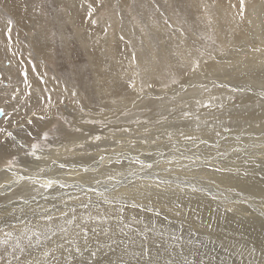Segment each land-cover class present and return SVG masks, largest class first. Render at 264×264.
Returning <instances> with one entry per match:
<instances>
[{
	"label": "snow or ice",
	"instance_id": "6c2138e0",
	"mask_svg": "<svg viewBox=\"0 0 264 264\" xmlns=\"http://www.w3.org/2000/svg\"><path fill=\"white\" fill-rule=\"evenodd\" d=\"M23 9L27 13L31 10L33 16L38 17L44 21L41 25V29L46 33L50 32V37L46 36V40L50 39L55 42L59 39L60 44L63 45L67 42V38L64 35V29L67 26L69 19L72 18L73 11L84 10V15L81 23L87 22L90 26L97 25L100 22L98 13L105 8L104 0H23ZM118 7V5L116 6ZM130 8H135V5H130ZM155 9L161 17H163L164 25L168 29H172V36L177 39V51L174 53L176 60V66L174 70L169 68L166 72L157 73L156 67L159 66L161 57L159 54L152 58V61L148 65L142 66L138 61V56L135 50H133L127 57L128 67L124 68L119 74V78L123 80V93L116 92L111 95L113 98L108 103H101L99 106L97 118H91L86 121L89 124H99L102 129H106L108 135L102 136L96 134L90 136L89 139L94 141H101L102 139H111L113 144L120 149L128 148L134 149L137 144L141 146L155 147V155L160 157V160L152 162H146L140 158V155L132 156L124 151H116L113 149V155L116 156V162L121 160H128L131 165H139V171L144 172L141 179H150L151 173L145 172V169L151 170L156 164L161 161L166 164H172L176 161V156L179 155L182 160H190L192 163H196L200 156L196 155L195 150L199 149L201 145L219 149L218 143H209V138H202L207 132L211 131L215 137L221 138V132L217 128L222 129L224 132H230L231 129L224 126L221 116H211L210 118H202L200 115L201 109H218L223 110L226 108V103L223 100H219L217 97H209L206 101L202 99H196L195 110L191 106L185 103L182 92H187L188 84L185 81H190L195 75L203 73L208 75V69H213L216 72L221 70H236L241 68L248 69V61L250 57L247 52L262 53L264 54V20L260 21V33L256 35L254 30L250 33L237 32V29L241 24H247L250 29H253L254 20L249 19L246 15L247 5L246 0H238L237 4H231L230 7L236 9V12L232 15V22L235 27L232 30V39L227 42H221L217 45L216 40L212 36H207L208 44H201L199 47L193 45L184 47L186 41L184 40L185 29L174 27L171 21V17L167 16L164 12H159L160 5L154 4ZM180 7L179 0H176V8ZM203 15L206 23L211 27L213 21L210 15V6L203 4ZM175 11V10H174ZM122 18V16H121ZM135 19V17H133ZM151 19V18H150ZM0 20H4L6 29L4 31V40L6 51L12 50L13 42V28L15 21L6 11L0 10ZM111 27L109 22L106 27L102 29L105 35H107L108 29ZM147 27V25H145ZM144 29H141L143 33ZM119 41H125V35L121 34L118 37ZM239 39V43L237 40ZM259 41L260 46H257ZM19 43V41H17ZM99 43V41H96ZM140 43L143 45L144 41ZM132 41L128 40L127 45L131 46ZM247 49V52H245ZM245 52L243 60H236L233 63V53ZM16 55L15 52L12 53ZM31 56V52L29 53ZM254 62V57L251 58ZM21 66L23 61L20 62ZM262 68V79L260 87L262 89L260 95L264 98V60L260 61ZM23 83L27 87H31L28 83V72L23 70L21 72ZM176 86H179V91L176 90ZM195 87V85H191ZM157 87L159 91L157 92ZM200 87L208 92L209 90L201 84ZM224 87V85H219ZM19 88L10 93V100H18L17 93ZM65 91H68L65 88ZM245 91H252L251 87H234L231 88L232 93H244ZM171 93V95H169ZM30 96V93H26ZM78 93L75 90L71 91L73 98L77 97ZM103 90L101 96H103ZM235 96H228V101H234ZM219 100V102H217ZM62 102V101H61ZM5 107H0V117H4L5 122L8 124L23 129L25 123L32 125L34 118L39 120L46 119L47 112L51 110L52 101L51 97H48V102L43 108L39 109L38 116L37 111H32L31 115L26 117L23 123H19L11 120L13 113L18 111L17 107H13L12 112L6 111L8 101L5 102ZM74 103L79 104V100L74 99ZM246 106L240 104H232V108L235 110L228 112L229 120L239 121L243 118V113ZM264 108V104L261 105ZM81 112L84 111L83 107L80 108ZM172 119H179L182 122H193L194 128L192 133L185 132L177 127L174 123H169ZM264 125V121H262ZM80 131V129H77ZM261 136L258 144L256 140H250L249 146L244 147L243 141L240 136H237V141L241 146L233 148L236 153L244 152L247 157L244 161L245 164L250 161L255 162V152H249V147L252 149H259L261 164L256 165L261 171H264V127L261 129ZM31 135V133H28ZM162 140L167 143H162ZM191 145V148L187 147ZM17 147L16 135L13 131H10L8 127L0 126V149L5 150L7 155L11 157L5 165V170L12 172L14 179L9 181L7 185L0 184V188L7 187L9 190L11 185L18 183L19 181H29L32 185H39V189H52L54 185H59L61 189L68 187L69 185L63 183L59 179L44 177L41 175H17L14 171L17 163V156L13 155L11 151L7 149ZM19 148H24L22 143L18 145ZM49 143V133L43 132L40 139L33 142L28 146L26 154L35 157L37 160L41 159V155L51 149ZM78 147H83L82 144ZM163 149L170 150V158L165 159ZM185 152H190L191 155H185ZM41 154V155H38ZM149 158L153 156L152 152H147ZM217 155H223L217 151ZM195 157V159H193ZM209 159L211 157L209 156ZM106 157L101 155L99 157L100 163H104ZM112 158H107V163L111 164ZM55 163V160L52 161ZM187 167V165H181ZM66 167L65 164H61L60 168ZM90 169L87 166L83 167L84 172H88ZM95 171V170H93ZM165 171H170L166 168ZM216 171H225V169L216 168ZM44 169L40 168L39 173H43ZM135 175L136 173H131ZM244 175H249V172L245 170ZM108 181L116 180L115 175H109ZM120 181H117L119 184ZM157 189L162 186H169L171 181L165 179H157L155 182ZM214 183V181H213ZM86 197V200H81L79 196L68 195L67 200L61 199L63 208H59L56 204H52L50 208H43L39 213L35 210L31 211V215L34 219H27L28 212L24 209H20L21 217H13L16 219V224H9L6 222H0L3 226H0V264H100V261L96 259L98 255L103 252L104 248L113 250V245L121 244L125 245V255H127L128 243H135V240L130 239L128 232L132 230V224L126 223L125 218L122 215L124 207H118L113 210V213L101 211V201L104 205H111L117 198L109 195L108 186H102L101 180H95L93 185H89L86 188H80ZM103 187V190H101ZM115 187V186H113ZM145 187H151V185H145ZM193 191H200L192 185ZM39 189H35L39 191ZM139 191V190H137ZM93 196H97L99 199L94 201ZM215 199V197H213ZM23 199V198H22ZM34 199V197H33ZM47 200V197H44ZM121 200L126 197H120ZM227 201V197L224 198ZM132 208H141L144 205L135 201L132 197ZM71 202V204L69 203ZM118 202V201H117ZM247 201H245L246 203ZM25 205L28 204V200H24ZM228 211H232L233 207L229 203L225 204ZM97 209L93 212L92 209ZM148 211H153L152 208H148ZM159 214V212H157ZM176 215L180 216V205H176ZM115 219L117 223L111 224V221ZM135 219V218H133ZM207 227L211 228L212 225L208 224ZM127 230V231H126ZM147 229L139 231V235L147 240L148 237L145 234ZM117 233L122 235L124 239H118ZM103 237V243L101 242ZM173 239H177L173 237ZM191 243V241H189ZM147 252V249L143 246L141 251L134 253L135 256L143 257ZM256 249L249 250V255H255ZM77 257L81 259L77 260ZM111 264V262H110ZM117 264H127L122 258L117 261ZM139 264V262H138ZM144 264H159V260L149 259ZM165 264H176L175 261H165ZM184 264H192V262L185 259ZM200 264H204L203 261ZM251 264V262H250Z\"/></svg>",
	"mask_w": 264,
	"mask_h": 264
},
{
	"label": "bare ground",
	"instance_id": "6f19581e",
	"mask_svg": "<svg viewBox=\"0 0 264 264\" xmlns=\"http://www.w3.org/2000/svg\"><path fill=\"white\" fill-rule=\"evenodd\" d=\"M107 1L112 3L113 0H104V2H106V3H107ZM118 1L119 2H117V3H118L119 6H121V5L126 6L130 0H118ZM193 1H194L195 4H197V2H198L197 0H193ZM213 1H214V3H213L214 5L210 6V15L212 17V21H216V22L218 21V22L217 23L213 22L211 27L212 26H216L217 30H216V32L215 31L214 32L215 33H219L221 35V40L219 41L220 43L223 42L224 39H227V41H229V40L232 39V30L235 27L234 23L232 22V15H233V13L236 12V9L231 8L230 5L231 4H237L238 5V1L236 0V3H226L225 2L226 0H213ZM256 1H254V2H252V0L251 1H247L250 4V6L247 7V9H248L247 11H248V14H249L248 18L254 20V26H253L254 33L256 35H259L260 26H258V25L260 23H258V22H260V16L262 18L261 20H264V5H262L263 7L261 6L260 16H259L257 8L255 6H253ZM138 3L141 6L140 7L141 9L145 7V5H144L145 1L144 0H139ZM257 4L258 3H256V5ZM22 5H23V0H0V10L6 11L8 14L11 15V17L15 21L14 27H17V28L20 29V34L21 35H22V33L24 34V32L26 33L27 37L25 39V42L28 45L30 44L32 46L31 50H33V53L40 54L38 56H40L41 58H48L49 57L48 59H51L52 56H53L51 48H52L54 42H52L50 39L46 40V36L50 37V32L46 33L45 31H43L41 29V25L44 24V21L40 20L36 16H33V14L31 13V10H29L26 13L24 11ZM146 5H147V7L151 8V6H150L151 4L150 3H147ZM257 6H259V5H257ZM213 8L215 10H213ZM115 9H117V8H115ZM199 9L201 11H203L202 5H199L197 11ZM218 9H221L222 11H219ZM122 10L125 11V9H122ZM102 11H104V9ZM114 12H116V10H114ZM121 13H125V12L121 11ZM83 15H84L83 12L73 11L72 18L69 19L68 17H65V19L68 21L67 24L72 27V29L74 31V36L77 38V40L81 44L82 50L85 51V54H88V59L90 60L91 64H94L93 58H94V54H96V52L94 53V49H93V46L91 45L90 41L92 40V38H93L95 33H98V31L99 32L102 31V27L101 26L107 25V24H103V23L99 22V24H98L99 26H97V25L90 26L87 22L81 23V20L83 19ZM199 17H200L199 19H202V21L205 20L204 15L203 16L200 15ZM220 17H222V19ZM149 18H151V16ZM129 19H125V20L129 22ZM117 20H118V18H117ZM196 22H197V19H196ZM132 24L135 27H137V30H134V32H132V29H129L128 27H127L128 29L122 28L120 30L121 31L123 30V32L126 33L127 38L132 39V40L135 39L134 40L135 44L140 46L142 51H143V53L141 55L146 56V55H150V53L151 54L153 53L152 56H146V60H147L146 65H148L149 62L152 61V58L157 55L153 51L154 45L152 44V42L150 41L149 38L155 37V35H154V31L155 30L163 31L164 30V23L155 22V21H149L147 19V23L143 22V26H140V23H137V22H135V23L132 22ZM197 24H199V23H197ZM124 25H125V23H124ZM145 25H147V27H145ZM256 25L258 27H255ZM111 26H112V24H111ZM140 27L144 28L146 30V32L142 33ZM197 27H198L199 31H201L202 33L208 31V29L209 30L211 29V27H209L208 24H206V25L205 24H201V25H199ZM4 29H6L5 21L4 20H0V39H2V40H4ZM195 30H196V28H195ZM212 31H211V33H212ZM15 32H14V29H13V39L18 37V36L16 37ZM135 32H137L136 33L137 35L134 34ZM147 32H148L149 38H148ZM163 32H166V31H163ZM237 32L248 33L247 30L245 29V24H241L240 27L237 29ZM98 34H100V33H98ZM115 34L116 33L113 30L109 31V29H108L107 35H105V37L103 36L104 38L101 37L102 41L101 40H96L94 38H93V40L100 41V44H98V45H100V48H101V45L104 47L102 49H105V50L101 51L103 53V54L101 53L102 55L100 54V52H98L101 56H103L104 54H105L104 56H106V57L108 55H110V59L112 60V62L114 64L113 63L112 64L108 63V64H110V69H111V71H108V72H111V78H113L112 80H114V82H115V83L114 82L113 83L115 84L116 88H118V91H120L123 88V83L124 82H123V80H121L119 78V74L123 71L124 68H127V66L125 67L124 61L128 63V59H127L128 56H127V53L125 51L126 50L125 49V45H123L124 41H120V42L118 41L117 42V40L115 39ZM201 34H199V35H201ZM219 34H217V36ZM118 35H119V33H118ZM170 35L168 34V36H170ZM22 37L23 36H21L20 39H22ZM136 37H138L139 39H136ZM201 37H202V35H201ZM101 38L99 37V39H101ZM141 40L144 41L143 45L140 43ZM184 40L186 41L185 38H184ZM86 41H88L89 43H87ZM145 41H147V43ZM176 42H178L177 39H176ZM239 42L240 41L238 39L237 43H239ZM145 43H146V46H145ZM14 44H15V42H14ZM14 44H12V46H14ZM51 44H52V46H51ZM92 44L94 45V43H92ZM22 45H23V43H22ZM176 45H177V43H176ZM2 46L0 45V52L3 51L6 57L10 56L11 55L10 52H9L8 55H6V49L4 48L5 45L3 46V48H2ZM195 46H197V45H195ZM257 46H260L259 41H257ZM145 47H146V49H145ZM95 48H96V46H95ZM175 48H176V46H175ZM137 50H139V49L137 48ZM160 50H161V52H160L159 56L161 57V59H160L161 62L159 61L160 65L158 67H156V69H155L156 72L157 73H163V72H166L169 68H172L174 70L175 65H174L173 59H171L169 61V58H167V57H169L167 52L164 49H160ZM144 51H145V53H144ZM247 54H248V52H247ZM260 54L264 56V54H262V53H257V54L256 53H252V54L248 55L250 57V59L254 57V62H256V63L252 62L251 61L252 59L249 60L247 62L248 65H249L248 68L252 66L253 70H259V72L261 71L260 70L261 69V67H260L261 65H259L260 64V60L259 59H261V57H258V56H261ZM35 55H37V54H35ZM233 56H234L233 63H235L236 60H242V58H244L245 52H240L238 54L233 53ZM97 59H98V57H97ZM13 60H15V59H13ZM263 60H264V57H263ZM105 61H107V60L105 59ZM165 61H167V62H165ZM38 62L39 61L37 59V62H36V65H37L36 67L37 68H38V66H40V67L42 66V63L38 64ZM249 63H251V64H249ZM252 63H254V65H256L257 67L253 66ZM167 64H168L169 67L167 66ZM4 65H8V67H11V66H14V64H13V62H11L8 59L0 60V70L5 72L6 76H8L11 73L12 69L4 67ZM111 65L113 66V69H112ZM29 68H30V65H29ZM96 68H98V67H96ZM108 68H106V72H107ZM98 71H100V69ZM102 71H103V69H102ZM102 71H100V72H102ZM255 73H256V71H255ZM28 74H29V72H28ZM260 74H261V72H260ZM28 76L30 78H32V80L34 81V85L31 87V94H30L29 98L33 100L32 101L33 104H36V103L38 104L39 103L38 94H40L42 92L41 91L42 86L39 83V80H38L37 77L33 79L31 73ZM30 78H29V80H30ZM52 79L53 80H51V82L55 83L54 82V80H55L54 77ZM258 79H260V78H258ZM47 81H48V79H47ZM51 82H49L48 84L50 85ZM20 83H21V80H20ZM102 84H103V82H102ZM45 85H47V83ZM105 85L108 86L107 84H105ZM105 85H104V87H105ZM9 86H12V85H9ZM98 86L96 85V87H95L96 95L98 93L97 97L99 96V94L103 90V89H101V87H98ZM110 86H112V85H110ZM19 87H20V85H19ZM8 89L9 88H7V87H0V91L1 92L7 91ZM21 89H24V86L21 87ZM106 90H103V92L105 91V93H106ZM108 91L107 92L110 93V90H108ZM9 94H10V92H9ZM67 94H69V90H68ZM6 96H8V95H6ZM107 96H109V95H107ZM22 97H24V96H22ZM104 97H105V95H104ZM246 97H248V96H246ZM246 97H242L240 99L244 100V98L246 99ZM108 102H109V100H108ZM242 104H244V103H242ZM68 108H69V106L66 104L65 109L67 110ZM29 109H30V107L27 110H29ZM28 113H31V111H29ZM254 113L257 114V112H253V113H247V111L244 112L243 113V119L247 120V121L248 120H253V121L258 120L259 121L261 119L264 120V113H261L260 115L259 114L255 115ZM80 115L78 114V117L79 116L80 117L83 116V114H81V113H80ZM53 118H55V117H53L52 113L48 112L47 115H46V119H44V120H39V119H35L34 118L33 124L32 125H25L26 128L24 127L23 129H20L18 127H13V128H11L9 130L13 131L14 129H16L17 134H14V135H16L17 146L19 144H21V143L23 145H25V146H27V145L30 146L29 145V141L31 140V138L28 135V133H31V135L38 134L39 133L38 132L39 129L45 127V124L49 125V124H52L54 122ZM202 118H204V117H202ZM2 119H3V117H2ZM2 119L0 118V120H2ZM178 120L179 119H177V121ZM72 121L78 122L76 124H78L77 127H79V128H81L82 126H85L84 123H80V122H82L80 120L73 119ZM23 122L24 121H21L19 123H23ZM182 124L186 125L187 129L192 126V125L188 126L187 122H183ZM92 126L94 128H96L95 125H92ZM251 128H253V127H251ZM62 129H64L66 131L67 128L62 127ZM93 130H95V129H93ZM185 131H187V130H185ZM81 132L76 134L75 140H79V139L85 137L84 134L81 133ZM187 132L195 134L194 132H191V130H188ZM251 132H252V129H251ZM13 133H15V132H13ZM235 134H236V132H235ZM257 134L260 135L262 133L258 132ZM238 135L240 136L241 134H237L235 136H238ZM60 137L63 140L68 138V136H66V135H63V136L60 135ZM227 139H228V143H232V141H230L229 137ZM243 139H244V143H246V141H250V140H256L258 144L262 143L261 141H259V136H255V137L252 136V138H249V139L244 137ZM235 140H237V139H235ZM66 141L69 142L70 139L66 140ZM234 142L235 141L233 140V143ZM63 143H65V142H62V144ZM69 144H64V146L62 145L63 147L62 146L60 147L61 153L63 155L66 152H68L66 148L69 149V146H70ZM247 144H248L247 146H249V142ZM236 145H237V143H236ZM115 146L116 145H114L113 147L115 148ZM188 146L191 147V145H188ZM230 146H232V144ZM232 147H234V146H232ZM150 148L151 147H149V146H141L140 145V149H142V150L143 149L150 150ZM208 148L209 147H207V149ZM228 149H230V148H228ZM228 149H226L225 151L230 153V151ZM22 150H23V148H19V147H12V148L7 149V151H11V152L17 151L16 153L19 154V156L17 157L19 159L18 164L21 167L23 166L24 169L26 170V172H25V171L20 170L19 168L15 169L14 171L17 173V175H36V174H39V175H41L42 178L49 177V178H55V179L62 180L63 183H65V184H67L69 186L61 189V188H57V185H54L53 189H47L46 190V189H39V185H32L31 182H29V181L21 180L18 183L12 184L10 190L7 187L0 188V222H6V223H9V224H16L17 221L13 217H21V212H18L19 209H24L26 212H28V215L26 217L27 219H34L32 217V215H31V211H29V210H35L37 213H39L41 211V209H43V208H50V207H47V206L44 205V203L47 202V201H48L47 203L56 204L59 208L62 209L63 205L61 204V199L67 200L68 195L79 196L81 200H86V197H85L84 193L82 191H80L79 188L76 187L77 185H79L80 188H85L86 186H84V183L76 182V179L74 178L73 182H76V183H71L70 182L68 184L64 179H62V175L61 174H65V175L66 174H72L70 169H74L76 166L79 167L81 160H83V159L86 160L87 159L88 161H86V164L88 165V163L90 161H93V158H95V157L89 159V157H87L85 155H81L82 153H79L80 155H77V157H76L78 159V163L76 162L74 164V163L69 161L66 164L67 161L63 160V158H62L63 155L62 154L61 155H57L55 153V151H53V148H51V150H46L42 155L38 153V155H41V159H39V160H37L35 157H33L31 155L26 154V152H23ZM199 150H201V149H199ZM251 150L255 151L256 153L259 152L258 148L257 149H252L251 148ZM209 151H211V150H209ZM221 151L223 152V150H221ZM221 151H220V153H221ZM168 152H169V150H168ZM99 153L102 154L103 152L99 151ZM107 154L105 156L106 160H105L104 163H102L103 164L102 166L99 167V165L101 164L99 160L93 161L92 165H88L87 166L90 169L88 172H85V173H88L87 174L88 177L90 176L89 173H91L93 170L102 169L104 166L108 167V163H107L108 156H107ZM231 154H233V153H231ZM196 155H199L200 159L195 164L190 162V161L189 162L191 164L190 163L189 164H185L184 163L185 160H184V162H182L181 159H177L176 161H178V163L177 162L172 163V167L171 168L175 169L178 172L173 170L174 172H171V173H178L179 174L180 172H184V173L187 172V174H184V173H182V174L192 178L197 173L203 172L206 176H208V178L204 182V183H207V185L209 184L211 186H214V185L219 186V184H223V186H224V184H228V185H226V187L229 186L230 188L239 189L240 192L243 193V194H245V191H247V192L251 193L250 195H257V196H260V197L264 198V179H261L260 183H258V182L251 183L250 181L249 182H247V180L245 181V177L243 176V171H245V169H246L245 167H243V168L240 167V169L235 170L234 168H236V167H234V165H233L232 168L230 170H228L231 167V161H233L234 155H233V157H228L226 159H224L223 157L228 155V154L216 155V156L212 155V156H210L211 159H209V157H208L209 154H207V153L204 154L202 152H197ZM235 156H237V155H235ZM4 157H7V152L5 150L0 149V161H2V158H4ZM221 158H223V159H221ZM98 159H99V157H98ZM193 159H195V157H193ZM53 160H55L54 164L52 163ZM207 160L208 161L210 160L215 165L210 164V162H207ZM256 161H261V157H256L255 162ZM162 162L163 161H161L160 163H162ZM241 162H239V163L241 164ZM61 164H65L66 167L60 168ZM127 164H129V161L126 163V167L123 168V169L126 170V169H129L130 167H133V165L129 166ZM248 164L249 163H247V164L244 163L245 166L248 165ZM164 165H166V164H164ZM181 165H187V167H183ZM226 165H228L229 167H225ZM84 166H81V167H84ZM111 166H115L114 163H112ZM160 166H162V165H160ZM210 166L212 168H210ZM155 167H156V165L154 166V168ZM193 167H197V168H193ZM250 167H253V166L251 165ZM40 168L44 169L43 173H39V169ZM216 168L226 169L227 171H216ZM164 169H165V166H164ZM169 169H170V167H169ZM233 169H234V171H232ZM61 170H63V171H61ZM153 170H155V169H153ZM253 170H256V172L258 174L261 173L260 169L253 168ZM56 171H58L57 174H56ZM101 172H102V170H101ZM53 173H55V174H53ZM118 173H119L118 177L122 178V180H121L122 182L124 180L125 181L127 180V183H128V181H130V182H134L135 184L129 182L131 184V190H128V191L123 189V188L118 190V191H116L114 188L108 187L110 189L109 190L110 194H111V195L109 194L110 197L116 196L117 199H119L120 203L117 204V201L116 202L114 201L111 205H104L102 203V201H101V209L100 210L101 211H106V212H109V213H113L114 209H117L118 207H124V212H123L122 215L125 218V222L132 224V230L128 232V236H129L130 239L135 240V243L134 244L128 243L127 248H126V251L128 253L127 255H125V245H121V244L117 245L116 244L117 247H114L113 251H111V253L117 255V257H119V256L126 257L128 259H131V260H127V262L130 261V262H133V263H134V261H132V259H134V260L137 259V260L140 261V259L142 260V258H145L144 261H146V258L153 259L154 257H157L156 259H159V258L162 259L159 262H162V264H165V261H168L172 257H178L177 259H180L183 264H184L185 259H187V261L192 262V264H200L201 261H203L204 264H224L223 261H222L223 260L222 257L213 248L214 241H217V242H220L218 244L223 245L222 248H221V251L223 252V254L228 249H230L231 248L230 246H232V245H236V248H233V249L231 248V250L235 254L237 253V248L238 247L241 248V246L242 247L244 246V248L247 249L248 251L253 249V248H255L256 249L255 253H259L260 255H262L263 256L262 259L264 260V253L262 252L264 250V222L261 223L262 219L259 218L260 216L263 215V213L260 212V210L264 212V207L260 206L259 203L258 204H252V203H248V202L245 203L241 199H238L235 202L230 200V199L227 200V201L221 199L217 203L212 202L209 197L208 198L206 197V195L209 194V192L207 190H204V189H202L200 187H196V188L201 189V190L200 191H193L192 185L189 186L188 184L187 185L189 187L185 188V186L183 184V181L180 180V178L177 177L176 174H174L175 177H176L174 182H175V184H183V185L180 186V188L179 187L175 188L174 185H172L174 187L171 188V187H169L170 186L169 185V186H162L161 188L157 189L155 187V183H154L155 181L154 180H157L159 178L160 179L161 178H165V177H159L161 175H155L156 173L154 174V173L151 172V178L145 180V179H141V177L144 175V172L143 173L140 172L139 169L138 170L136 169V171L133 172V173H136L135 175L128 174L129 172H127L128 175H126L125 171H124V173H123V171H116L114 175L117 177ZM121 173H123V174L120 176ZM158 173H160V172H158ZM164 173L165 172H163V174ZM78 175H82V174L79 173ZM94 176H96V178L99 177L96 174ZM13 179H14V177H13L12 172H8V171L5 170V167H1L0 166V184L7 185L9 183V181H11ZM194 180H196V179H194ZM114 181H118V180H113V181L109 182L110 186L111 185L115 186L116 183ZM202 181H204V180H202ZM213 181H214V183H213ZM171 182H173V181H171ZM109 183L107 185H109ZM124 184H126V183L123 182V184H121V185H124ZM89 185H93V184H87V186H89ZM145 185H151V187H146L147 189L136 188V187H145ZM195 186H197V184ZM35 189H39V191H44V192H42V194H37V195H39L38 198H35V197H34V199L30 198V200H28V203L30 205L29 204H27V205L23 204L24 200H27V199H25V198L23 200L18 199L19 196L20 197H24V195L27 196L28 193H33L32 194V196H33L36 193ZM18 190L20 191V193L17 192ZM101 190H103V187H101ZM137 190H139V191H137ZM134 192L136 194H134ZM39 193H41V192H39ZM49 194L50 195H54V196H49ZM154 194H159L158 196L160 197V195H161L162 198H163V195H164V198H166V201L165 200L164 201L167 204V206L162 205V204H165V203L164 202L162 203L161 200H163V199H160L159 202L162 203L161 206L158 205L159 208H155V210L153 209V211H148L147 208H149V207L151 208L152 207V203L155 204V202H156L154 199H152V195H154ZM122 196L126 197V199L121 200L120 197H122ZM211 196H214V194L212 193ZM44 197H47L48 199L45 200ZM132 197L135 198L136 202L144 205V207L132 208L131 207V204L133 202ZM9 198H12V199L14 198L13 199L14 201L12 200L10 203H8L6 200H8ZM92 199L94 201H97L99 198L97 196H93ZM3 200H4V202H3ZM229 202H230V205L233 207L232 211H228L226 209V207H225V204L229 203ZM69 203L71 204V202H69ZM243 203H245V204H243ZM8 205H10L9 208H8ZM176 205H180L181 215L179 216L180 219H178L177 221L174 220L176 222V224H175L176 226H174V222L171 223L170 220L167 219L169 214L166 215V217L162 216V218L160 216L165 214V213H168V211L171 212L172 214L173 213L176 214ZM7 208H8L9 211H7ZM25 208H27V209H25ZM250 208H251V210H250ZM92 211L96 212L97 209L94 208V209H92ZM157 212H159V214H157ZM195 215H196V217L197 216L199 217V220L201 221L200 225H201L202 229L198 228V226H199L198 221L199 220H197ZM262 217H264V216H262ZM133 218H135V219H133ZM176 218H177V216H176ZM148 222H149V225H148ZM153 222H154V225L152 226ZM116 223H117V221L115 219H113L111 221L112 225H115ZM164 223L166 225L162 229L161 226ZM208 224H211L212 227L211 228L207 227ZM0 226H3V224L0 223ZM241 227H244V228H241ZM145 229H147V231L145 233L147 235V237H148L147 240H144V238L139 235V231H144ZM212 229H214V231H212ZM169 231H171L169 233L170 235L167 236L164 232L168 233ZM186 232H189V233L185 234ZM174 233L176 234L175 237L177 239L171 238ZM211 234H212L213 238L209 239L210 237H208V236L209 235L211 236ZM169 236H171V237H169ZM219 237H224V241H223L224 243L220 241ZM117 238L118 239H122V235L117 233ZM101 240H103V238H101ZM189 241H191V243H189ZM142 246L147 249L146 254L143 257L133 255L134 253L140 252ZM160 249H162V251H159L157 253V250H160ZM108 252H109V250H108ZM103 255H104V253H103ZM97 257H98L97 260L100 261L101 260L100 259L101 256L98 255ZM109 258L111 260L112 257L109 256ZM172 261H173V259H172ZM141 262H143V261H141ZM130 264H132V263H130Z\"/></svg>",
	"mask_w": 264,
	"mask_h": 264
},
{
	"label": "rangeland",
	"instance_id": "374dc122",
	"mask_svg": "<svg viewBox=\"0 0 264 264\" xmlns=\"http://www.w3.org/2000/svg\"><path fill=\"white\" fill-rule=\"evenodd\" d=\"M138 1L139 0H130L126 6H124V5L119 6L118 3H117V2H119L118 0H113L112 3H110L109 1H107V3L104 2L106 7L104 8V11H102L103 10L102 9L98 13V16L99 17L101 16L100 17V22L101 23L108 24L110 22L112 24V26L109 28V31L110 30H113L117 34V35L115 34V39L117 40V42L119 41L118 37L121 34L125 35V41H124L123 45H125V49H126L125 51L127 53V56L133 50H135L136 53H137V56H138V61L140 62V64L142 66H145L146 63H147L146 56H152L153 53L152 54L150 53V55H146L145 54L146 56L141 55L143 53V51H142V49H141L140 46H138V45L135 44V42H134L135 39L132 40V39L127 38L126 33L123 32V30L121 31L120 29H122V28L128 29L129 28V29H132V32H134V30H137V27H135L132 24V22L133 23H135V22L140 23V26H143V22H146L147 23V19L149 21H155V22H162V23H164L163 17H161L159 15V13L157 12V10L154 7V4H156V3H158L160 5L159 12H164L167 16L171 17V21L170 22H172L174 24V27H176L177 29H179L181 27L185 29V36H184V38L186 39V44L184 45V47L193 46V45H197V47H199L201 44H208L210 42L207 40V38H206L207 36H212L216 40L217 45L220 44L219 41L221 40V35L219 33H215L216 30H217L216 29V26H212L210 30L208 29L209 32L208 31L203 32L205 35L201 31H199V29L197 27V26H199L201 24H205V25L207 24L206 23V20L202 21V19H199L200 18L199 17L200 15L203 16V11H201L200 9L197 11L199 5H203V4L206 3L209 6H213L214 5L213 4L214 3L213 0H197L198 1L197 4H195L193 0H179V2H180V7L179 8H176V0H144L145 1V3H144L145 7L142 8V9L140 8L141 6L139 5ZM247 1H251V0H246V5L248 7V6H250V4ZM254 1H256V0H252V2H254ZM225 2L226 3H236V0H226ZM147 3H150L151 4L150 5L151 8L147 7V5H146ZM256 3H258L257 5H259V6H257ZM133 4L135 5V8L134 9L129 7L130 5H133ZM117 5H118L119 8L116 7ZM262 5H264V0H257L254 3V5H253V6H255L257 8L259 16H260V10H261V6ZM115 8H117V9H115ZM122 9H125V11L122 10ZM82 10L83 9H80L79 11L80 12H83V14H84V10L83 11ZM114 10H116L117 13L114 12ZM213 10H215V9L213 8ZM218 10L219 11H222L221 9H218ZM121 11L122 12H125L126 14L125 13H121ZM246 15L247 16L249 15L248 14V11L246 12ZM121 16H122V18H121ZM150 16H151V19L149 18ZM116 17L118 18V20H117ZM133 17H135V19H133ZM124 18L125 19H129L130 18L131 20L129 19V22H128ZM220 18L222 19V17H220ZM196 19H197V22H196ZM261 19L262 18L260 16V21H261ZM213 22L217 23L218 21L217 22L216 21H213ZM124 23H125V25H124ZM197 23H199V24H197ZM258 23H260V22H258ZM97 26H99V25L97 24ZM106 26L107 25H103L101 27L103 29ZM258 26L256 25L255 27H258ZM140 28L142 29V27H140ZM195 28H196V30H195ZM13 29H14V32L16 31L15 32L16 37L18 36L19 38L17 37L15 39H13L12 44H14V42H15V44H14V46H12V50L11 51H6V55H8L9 52H10L11 55L8 56L9 57L8 58V57L5 56V54H4L3 51L0 52V60L8 59L11 62H13V64H14V66H11V67H8V65H4V67H7V68H11L12 69L11 73L9 74L10 76L9 75L6 76V73L0 70L1 71L0 72V87H7V88H9L11 90L10 91L8 89L7 91H3V92L0 91V99H1L0 100V106L1 107H5V103L4 102L7 100L8 101V105L6 106L7 112H12L13 107H17L18 108V111H16L15 113H13V115L11 116V120L14 121L16 119L15 121L21 122V121H24L25 118L28 117V115L29 116L31 115V113H28L29 111H31V112L32 111H37L38 112V115H41L42 113L39 112V109L40 108H43L45 106V104H47L48 97L50 96L53 107H51V110L48 111V112L52 113L53 117H55V118H53L54 119V122L52 124H49V125H46L45 124V127L39 129V131H38L39 133L38 134H36V135H34V134L33 135H29L30 138H31V140L29 141V145L31 143L36 142L37 140H39L40 139V136H42L43 132H48L49 133V143L51 144V146H52L51 148H53V151H55V153L57 155H61L62 154L61 153V149H60V147L62 145L64 146V144H69L70 143L69 144L70 145L69 146V149L66 148L68 152H66L64 155L62 154L63 155V157H62L63 160L67 161L66 164L69 161L72 162V163H74V164L76 162L78 163V159L76 157H77V155H80L79 153H82L81 155H85V156L89 157V159L95 157L96 159L93 158V161L99 160L98 157H100L101 155L106 156V154L108 153L107 156L112 158V161H113L112 163H114L115 166H111L112 163L111 164H108V167L107 166L106 167L104 166L103 168L101 167L102 169L92 171L91 173H89L90 176L88 177L87 176L88 173H85L83 171V167H81V166H84V165L85 166L92 165L93 164L92 163L93 161H90L88 163V165H87L86 164V161H88V160L87 159L86 160L83 159V160L80 161V166L79 167L76 166L74 169H70L71 172H72V174H66V175L65 174H61L62 175V179H64L68 184L70 182L71 183H76V182L84 183V186H86V187H87V184H94L95 180L96 179H99L102 182V186L106 185L108 187H112L116 191H118V190H120L122 188L125 189V190H127V191L128 190H131V184L130 183H133V184H135V183L134 182H130V181H128V183H127V180L126 181L124 180L123 182L126 183V184L121 185V184H123V182L121 181L122 178L118 177L119 176V173H118V175L116 177V180L120 181V183L117 184V181H114L116 183L115 184V187H113L114 185H111L110 186V183H109L110 181H108L106 179L109 175H114L116 171H123V173L125 171V174L128 175V174H131V173L135 172L136 169L138 170L139 167H140L139 165H134L133 164V167H130L131 169L130 168L129 169H126V170L123 169V168L126 167V163L128 162V160H126V159L125 160H121L119 163H117L116 162L117 158H116L115 155H113V149H115L116 151H124L126 154L130 152V154L132 156L133 155L134 156L140 155V158L141 159H144L146 162H152L153 160L154 161L155 160H160V157L157 156V155H155V153H156V148L155 147H151L150 150H146V149H143L142 150V149H140V145L137 144L134 149L125 148V149L122 150V149L118 148L117 146H115V148H114L113 147L114 144H113V142H112L111 139H102L101 141H93V140L89 139L90 136H93V135H96V134H100L102 136H107L108 133H107V130L106 129H102L99 124H96L95 125L96 128H94L92 126L93 124L86 123V121L88 119L96 118V117H97V119H99L98 118L99 117L98 116V111H99V106L101 105V103L102 102L103 103H107L108 100L110 101L113 98V96L111 95L112 93H116V92L123 93V91H124V88H122L120 91H118V88H116V86L114 84L115 83L114 80H112L113 78H111V72H108V71H111L110 64L113 63L112 60L110 59V55L107 56L109 59L106 56H104L105 54L103 56H101L103 54L101 51L102 50H105V49H102V48H104L102 45H101V48H100V45H98V44H100V41H99V43H96V40H101L102 41V38L101 37H103V36L105 37L104 32L103 31H101V32L98 31V33H100V34L95 33L94 36H93V38L96 39V40H93V38H92V40L90 41L91 45L93 46L94 53L96 52V54H94V58H93L94 64H91L90 60L88 59V54H85V51L82 50L81 44L79 43V41L77 40V38L74 36V31H73L72 27L70 25H68V24H67L66 28L64 29V35H65L66 38L68 37L67 38V42L65 44L61 45L59 39H57L54 42L53 46L51 44V46H52L51 51H52V55H53L51 59H48L49 57L48 58H41L40 56H38L40 54L33 53V50H31L32 49L31 48L32 46L30 44L28 45L25 42V39L27 37L26 36V33L24 32V34L22 33V35H21L19 28L14 27ZM245 29L247 30L248 33L253 31V29H250L247 26L246 23H245ZM4 31H5V29H4ZM163 31H166L170 35L171 32H172V29H168L164 25V30ZM163 31H157V30H155L154 31L155 37H152V38H149V35H148V32H147L148 38L150 39V41L154 45L153 51L155 52V54H159L160 55V52H161L160 49H164L167 52L168 56H169V57H167V58H169V61L171 59H173L174 65L176 66V60L174 58V53L177 51V49L175 48L176 43H177L176 42V37L172 36V38L169 39L168 34L166 32H163ZM211 31H212V33H211ZM143 32H146V30L144 29ZM118 33H119V35H118ZM136 33L137 32H135L134 34L137 35ZM199 34H201L202 37ZM217 34H219V35L217 36ZM21 36H23L22 39H20ZM99 37L101 39H99ZM17 39L19 40V43H17V41H18ZM136 39H139V38L136 37ZM1 40L2 39H0V42H1L0 45L1 46L2 45L4 46L5 43H6V41H4V40L1 41ZM128 40H131L132 41L131 46H128L127 45V41ZM86 42L89 43L88 41H86ZM145 42L147 43V41H145ZM223 42H227V39H224ZM22 43H23V45H22ZM92 43H94V45ZM146 43H145V46H146ZM3 46H2V48H3ZM95 46H96V48H95ZM137 48L139 50H137ZM145 49H146V47H145ZM246 51H247V49L245 50V52ZM13 52L16 53L15 56L12 55ZM30 52H31V56H29V53ZM98 52H100V54L101 53L102 54L100 55ZM144 53H145V51H144ZM249 53L252 54L251 52H248V55H250ZM35 54H37V55H35ZM97 57H98V59H97ZM103 57L107 61H105V59ZM258 57H261V59H259L261 61V60H263V57L264 56L261 55V56H258ZM13 59H15V60H13ZM37 59L39 61L38 64L42 63V66L41 67L38 66V68L36 67L37 66L36 65ZM242 60H243V58H242ZM21 61H23V65L22 66H21V63H20ZM160 62H159V65H160ZM165 62H167V61H165ZM108 63H110V64H108ZM254 63H256V62H254ZM254 63H252L253 66H256V65H254ZM124 64H125V67L126 66L128 67V63L127 62L124 61ZM249 64H251V63H249ZM29 65H30V68L31 69L29 68ZM259 65H261V64H259ZM167 66H168V64H167ZM96 67H98V68H96ZM111 67L113 69V66L112 65H111ZM106 68L109 69V70L107 69V72H106ZM97 69L98 70L100 69V71H102V69H103V71L100 72ZM23 70H27V72H29V74L31 73L33 79L37 77L38 80H39V83L42 86V89H41L42 92L40 94H38V97H39L38 98V100H39V103L38 104L37 103L36 104H33L32 103L33 100L30 99L29 98V95L26 94V93H30L31 94V87L34 85V81L32 80V78H30L28 76V83H29V85H31V87L30 88L27 87L23 83V79H22V75H21V72ZM252 70H253V67L252 66L249 67L247 70L244 69V68H241V70H239V71L232 70V69H228L226 71L221 70L219 72H216L213 69H208L207 70L208 71V75L207 76H205L203 73H201V74H198V75L193 76L190 81H185V83L188 84L189 86H188L187 92H182L181 95L183 96L185 103L189 104L193 110H195V103H194V101L196 99H202V100H205L206 101L209 97H213L214 96V97L219 98V100H223L226 103L227 106L223 110H218V109H201L200 115L202 117H204V118H210L211 116H217V117H219V116H221V112H223L222 119L224 121V126L231 129L230 133L229 132H224L222 129L217 128V130H219L221 132V138L218 139L217 137L215 138V135H214L213 132H211V131L207 132L204 136H202V138H206V137L209 138V137H211V139H210L211 141L209 140V143L210 144H212V143H218L219 144V149H217L215 147H212L210 149L209 148L207 149L206 146L201 145L199 147V149H201V150L197 149L198 151L195 150V152L196 153L197 152H202L204 154L205 153L209 154V156H212V155L213 156H216L217 155V150L219 152L221 150H223V152L221 151V153L228 154V155H226V156L223 157L224 159H226L228 157H233V155H234V157H233L234 159H233V161H231V167L228 170H230L233 165H234V167H236V168H234L235 170L240 169V167L241 168L245 167L246 168L245 170H247L249 172V175L248 176H245L244 175V172L245 171H243V176L245 177V181L247 180V182L250 181L251 183H256V182L260 183V180L261 179H264V177H263L264 176V171L263 172L261 171V173L258 174L256 172V170H253V168L259 169V168L256 167V165L261 164V161H256V162L250 161L249 164L245 166L244 165V161L247 158L245 156V153L244 152H240V153L237 154L236 152L233 151V148L238 147V146H241L239 144V142L237 140H235L237 138V136H235V135H237V134H241L240 137H241V139L243 141V145L242 146H244V147H248L247 146L248 145L247 143L249 142V141H246V143H244V139H243L244 137H246L247 139L252 138V136L253 137L259 136L260 137L261 134L258 135L257 133L258 132L260 133L262 127H264V125H262V121H264V120L261 119L259 121L258 120H255V121L248 120L247 121V120H244L242 118V119H240L241 121L239 120L237 122L235 120H229V118H228V112L229 111H233V112L235 111L232 108V104L233 103L240 104L242 106H246L244 112L247 111V113L257 112V114H259V115L261 113H264V108L261 107V105L264 104V98H262L261 95H260V93L262 91V89L260 87L261 78H262V68L260 69L261 70L260 71L261 74H260L259 70H253V71ZM255 71H256V73H255ZM51 77L52 78L54 77V79H55L54 82L55 83H52L51 82V80H53ZM29 78H30V80H29ZM258 78H260V79H258ZM47 79H48V81H47ZM20 80H21V83H20ZM49 82H51L50 85L48 84ZM102 82H103V84H102ZM46 83H47V85H45ZM105 84H107L108 86H106ZM201 84H203L209 91L208 92H205L200 87ZM9 85H12V86H9ZM19 85H20V87H19ZM96 85L97 86L99 85L98 87H101V89H103V90H106L107 89L106 90V93H105V91L103 92L104 95H105V97H104V95L101 96V93L97 97L98 93L96 95V91H95ZM104 85H105V87H104ZM110 85H112L113 87L110 86ZM191 85H195V87H192ZM219 85H224V87H219ZM23 86H24V89H21V87H23ZM234 87H244V88L251 87L252 91H245L244 93H232L231 92V88H234ZM17 88L20 89V91L17 93V97L18 98L20 97L19 98L20 100L19 99L18 100H15V101L14 100H10L9 99V96H10L9 92L11 93L12 91H14ZM65 88H67L69 90V94H67L68 91H65ZM72 90H75L78 93L77 97L73 98L71 96V91ZM108 90H110V93H108L109 92ZM176 90L179 91V86H176ZM158 91H159V88L157 87V92ZM6 95H8V96H6ZM21 95L24 96V97H22ZM107 95H109V96H107ZM169 95H171V93ZM228 96H235L236 97V99H235L236 101L235 100H234V102L233 101H228L227 100V97ZM246 96H248V97H246ZM242 97H246V99L245 98H244V100L243 99H240ZM74 99L75 100H79V104H77V103L74 104ZM219 100L217 102H219ZM242 103H244V104H242ZM66 104L69 106V108L67 110L65 109ZM81 106L84 108V111L83 112H81V110H80ZM29 107H30V109L27 110ZM80 113L83 114L82 117H80L81 116ZM78 114L80 115L79 116L80 118L78 117ZM254 114L257 115L256 113H254ZM73 119H77V120L82 121L80 123H84L85 126H82L81 128L77 127L78 124H76V123H78V122L72 121ZM181 122L182 121H180V120L177 121V119H172V120L169 121V123H174L176 126H178L183 131H185V130H187V131L188 130H191V132H193L192 131L193 130V127H194V123L193 122H189V123L187 122L188 126H191L192 125L188 129H187L186 125L182 124L183 122L182 123ZM25 125H27V124L25 123ZM0 126H5V127H8L9 129H11V128L14 127V126L8 124L7 122H5L4 117H3L2 120H0ZM62 127L67 128L66 131L64 129H62ZM251 127H253V128H251ZM77 129H80V131H77ZM93 129H95V130H93ZM251 129H252V132H251ZM187 131H185V132H187ZM13 132H15L14 134H17L16 129H14ZM79 132L83 133L85 137L84 138H81L79 140H75L76 134L79 133ZM235 132H236V134H235ZM60 135L61 136L66 135V136H68V138H66V139L63 140V139H61ZM228 137L230 138V141H232V143H228V139H227ZM69 139H70V141L67 142L66 140H69ZM233 140L235 141L234 142L235 144L233 143ZM62 142H65V143L62 144ZM164 142L167 143V141L162 140V143H164ZM236 143H237V145H236ZM80 144H82L83 147H78V145H80ZM231 144L234 147L230 146ZM187 147L191 148L190 146H187ZM227 147L230 148L231 150L228 149ZM226 149H228L230 151V153L226 152L225 151ZM28 150L29 149H28V145H27V146H25L23 148L22 151L27 153ZM168 150L169 149H163V148H161V151H164V153H165V159L170 158V150H169V152H168ZM209 150H211V151H209ZM248 150H249V152H255V151L251 150L250 147H249ZM99 151H102L103 153L100 154ZM149 151L153 153V156L151 158H149L147 155H144L145 153H147ZM16 152L17 151L12 152V154L13 155H16L18 157L19 154L16 153ZM231 153H233V154H231ZM185 154L186 155H191L190 152L189 153L188 152H185ZM235 155H237V156H235ZM255 155H256V157H260V152H258V153L255 152ZM177 156H176V160L177 159H181L179 155H177ZM223 158H221V159H223ZM9 159H11V157L8 156V155H7V157L2 158V161H0V166L1 167H5V165L7 164V161ZM189 161L190 160H185V162H184V160H182V162H184L185 164H189L191 162V161L190 162ZM238 161L239 162L242 161L241 164ZM18 162H19V159L17 158V163H16L15 169H18L19 168L20 170L26 172V170L24 169L23 166L22 167L19 166ZM207 162H210V164L215 165L210 160L209 161L207 160ZM162 163L156 164V167L155 168L153 167L151 170L145 169L144 171L145 172H148L149 171L150 173L152 172L154 174L156 173L155 175H161L159 177H165V178H161V179L173 181V182H171V184L169 186L171 188L174 187V186H175V188L176 187H179L180 188V186L183 185V184H184V186L186 188V187H189L190 185H194V184L196 185L197 184L196 187H200V188H202L204 190H207L209 192V194L206 195V197L207 198L209 197L210 200L212 202H215V203L219 202V200H221V199L225 200L224 198L227 197V200L230 199V200H232L234 202L237 201L238 199H241L244 202L247 201L248 203H252V204H258L259 203L260 206H263L264 207V198L263 197H260V196H257V195H250L251 193L250 192H247V191H245V194H243V193L240 192L239 189L230 188L229 186L226 187V185H228V184H224V186H223V184H219V186H217V185L211 186L209 184L207 185V183H204V182L208 178V176H206L203 172L197 173L192 178L184 175V174H187V172H185V173L184 172H180L181 173V174L179 173L180 175L178 173H171V172L176 171L175 169L171 168L172 167V164H166L165 162L163 164ZM164 164H166V165H164ZM250 164L253 167H250L251 166ZM102 165L103 164H100L99 167L102 166ZM127 165L130 166V164H127ZM160 165H162V166H160ZM164 166H165V169H166V167L168 169L170 167V171H165ZM225 167H229V166L226 165ZM193 168H197V167H193ZM210 168H212V167L210 166ZM153 169H155V170H153ZM234 169L232 171H234ZM101 170H102V172H101ZM61 171H63V170H61ZM162 171L165 172V173L163 174ZM225 171H227V170L225 169ZM127 172H129V173L127 174ZM158 172H160V173H158ZM176 172H178V171H176ZM57 173H58V171H56V174ZM79 173H81L82 175H78ZM123 173H121L120 176ZM182 173H184V174H182ZM53 174H55V173H53ZM95 174L98 175L99 177L96 178V176H94ZM174 174H176L177 177H179L180 180L183 181V184H175L174 181H175V178L176 177H175ZM74 178L76 179V182H73L74 181ZM194 179H196V180H194ZM202 180H204V181H202ZM154 181H156V180H154ZM108 183H109V185H107ZM172 185H174V186H172ZM57 188H60L59 185H57ZM136 188H139V189H147L146 187H136ZM17 192L20 193L19 190ZM39 192H41V193H39ZM42 192H44V191H36V193L33 196H32L33 193H28L27 196L26 195H24V197H20L19 196L18 199L23 200L25 198L27 200H30V198H33V197L38 198L39 195H37V194H42ZM212 193L214 194V196H211ZM109 194H110V191H109ZM134 194H136V193L134 192ZM158 195L159 194L152 195V199H154L158 203V204L156 202H155V204L152 203V207L151 208L154 209V210H155V208H159L158 205L161 206V204L163 202L165 203V201H166V198H164V195H163V198H162L161 195H160V197ZM49 196H54V195H50L49 194ZM114 197H116V196H114ZM213 197H215V199ZM13 199L12 198H9L8 199L9 201L8 200H6V201L8 203H10ZM160 199H163V200H161L162 203L159 202ZM117 201H118L117 204H119L120 203L119 199H117ZM3 202H4V200H3ZM47 202H45L44 205L47 206V207H51L52 204H49ZM23 204H25V203H23ZM243 204H245V203H243ZM162 205L167 206L166 203L165 204H162ZM9 206L10 205H8V208H9ZM8 208H7V211H9ZM25 209H27V208H25ZM250 210H251V208H250ZM18 212H20V209H19ZM260 212H262L263 213L262 216H264V212L261 211V210H260ZM168 214H169V216L167 217V219L170 220L171 223L174 222V226H176L175 225L176 224L175 221H177L178 219H180L179 216H177L176 214H174V213L172 214L171 212L168 211V213H165V214L161 215L160 217L161 218H162V216L166 217V215H168ZM176 216H177V218H176ZM262 216H260V217L258 216L259 218L262 219L261 223L264 222V217H262ZM195 217H196V215H195ZM196 218H197V220H199V217L198 216ZM200 222L201 221L199 220L198 221V223H199L198 228H201ZM148 225H149V222H148ZM153 225H154V222L152 223V226ZM165 225H166L165 223L162 224L161 228L163 229ZM241 228H244V227H241ZM212 231H214V229H212ZM170 232L171 231H169L168 233L167 232H164V233L168 236V235H170L169 234ZM188 233L189 232H186L185 234H188ZM173 236L175 237L176 234L174 233L172 235V237L171 236H169V237L173 238ZM208 237H210L209 239H212L213 238L212 234H211V236L209 235ZM101 238H103V237H101ZM122 239H124L123 236H122ZM219 239H220L221 242L224 241V237H219ZM101 242L103 243L104 241L101 240ZM218 243H220V242L214 241L213 248L222 257V259H223L222 261H223L224 264H250V262H251V264H264V260L262 259V257H263L262 255H260L259 253H255V255L250 256L249 255V251L247 249H245L244 246L243 247L241 246V248L238 247L237 248V253L235 254V253H233V251L231 250V248L232 249L233 248H236V245H232V246H230L231 248L228 249L223 254V252L221 251V248H222L223 245H220ZM117 245H119V243ZM117 245H115V246L113 245V248L114 247H117ZM108 250H109L108 248H104L103 249V252L100 254V256H101L100 259L102 260V261L100 260V264L101 263L102 264H110V261H111V264H117V261L120 260L121 258L123 260H125L126 262H127V260H131V259H128L126 257H121V256L117 257V255L111 253V251H113V250H109L110 253L108 252ZM159 251H162V249L157 250V253ZM262 252L264 253V250ZM103 253H104V255H103ZM109 256L112 257L111 260H110ZM77 258L78 259H81L80 257H77ZM156 258L157 257H154L153 259L159 260V261L162 260L161 258H159V259H156ZM177 258L178 257H172L168 261H172V259H173V261H176V264H183L182 261L180 259H177ZM96 259H98V257H96ZM149 259L150 258H146V261L149 260ZM136 260L137 259H135V260L132 259V261H134V263L128 261L127 264H130V263H132V264H138V262H139V264L140 263L141 264H144V262H145L144 261L145 258H142V260L140 259V261L139 260L136 261ZM141 261H143V262H141ZM159 264H162V262H159Z\"/></svg>",
	"mask_w": 264,
	"mask_h": 264
},
{
	"label": "water",
	"instance_id": "95a60500",
	"mask_svg": "<svg viewBox=\"0 0 264 264\" xmlns=\"http://www.w3.org/2000/svg\"><path fill=\"white\" fill-rule=\"evenodd\" d=\"M1 107V106H0ZM0 118H2V117H0Z\"/></svg>",
	"mask_w": 264,
	"mask_h": 264
}]
</instances>
